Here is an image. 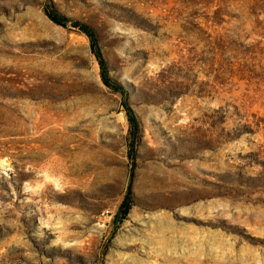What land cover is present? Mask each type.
<instances>
[{
  "label": "rangeland",
  "instance_id": "rangeland-1",
  "mask_svg": "<svg viewBox=\"0 0 264 264\" xmlns=\"http://www.w3.org/2000/svg\"><path fill=\"white\" fill-rule=\"evenodd\" d=\"M0 264H264V0H0Z\"/></svg>",
  "mask_w": 264,
  "mask_h": 264
},
{
  "label": "trees",
  "instance_id": "trees-1",
  "mask_svg": "<svg viewBox=\"0 0 264 264\" xmlns=\"http://www.w3.org/2000/svg\"><path fill=\"white\" fill-rule=\"evenodd\" d=\"M50 15L52 19L63 26H73L78 28L81 32H83L89 39L90 42V49L92 54L95 56V58L98 61V64L101 69V77L103 80V83L109 87L114 89L115 91L121 92L123 94V102L122 105L126 111V117L130 126V134L131 139L129 141V151H128V157L131 163V170L133 171L135 167V140L139 132V121L133 111V109L130 107L128 100H127V93L125 89L117 82L113 81L107 70L106 61L104 59V54L98 39V35L93 27L90 25L79 22V21H72L69 20L64 15L60 14L54 7H50ZM128 197H125L124 201L120 204L118 207L117 214L114 218V222H120L122 221L129 212V206L126 204V200Z\"/></svg>",
  "mask_w": 264,
  "mask_h": 264
},
{
  "label": "built area",
  "instance_id": "built-area-1",
  "mask_svg": "<svg viewBox=\"0 0 264 264\" xmlns=\"http://www.w3.org/2000/svg\"><path fill=\"white\" fill-rule=\"evenodd\" d=\"M102 215L105 217V219H110L112 217V214L109 210H106Z\"/></svg>",
  "mask_w": 264,
  "mask_h": 264
}]
</instances>
